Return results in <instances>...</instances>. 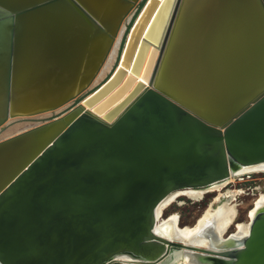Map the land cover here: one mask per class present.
Masks as SVG:
<instances>
[{
	"label": "water",
	"instance_id": "water-1",
	"mask_svg": "<svg viewBox=\"0 0 264 264\" xmlns=\"http://www.w3.org/2000/svg\"><path fill=\"white\" fill-rule=\"evenodd\" d=\"M157 1L0 0V128L65 110L0 139V264H264V207L208 248L153 229L172 192L264 164V0Z\"/></svg>",
	"mask_w": 264,
	"mask_h": 264
},
{
	"label": "bare ground",
	"instance_id": "bare-ground-1",
	"mask_svg": "<svg viewBox=\"0 0 264 264\" xmlns=\"http://www.w3.org/2000/svg\"><path fill=\"white\" fill-rule=\"evenodd\" d=\"M160 2L161 0L157 1L154 10L156 9V7L158 6ZM153 11H152V14H153ZM150 17H148L146 24L144 25V28L140 34V38L138 39L139 41L142 39L143 34L146 32L148 23L150 22ZM166 18H167V15H165L164 21ZM124 25L122 26L120 30V34L124 30ZM126 33H127L126 34L127 36L128 32ZM118 38L119 37L117 35L112 45V50L110 51L95 81L101 78L104 72H107L109 70V67L114 58L113 52L116 49L115 46L117 44L116 41ZM146 48H147V51H149L151 48V45L146 46ZM145 57H147V55H145ZM144 60H142V65L140 66V69L138 71L139 75L142 71ZM127 74H128V71L124 73V75H127ZM137 81H139L138 77H136L133 80V82L135 83ZM132 86L129 87V89L124 93V95H122V97H124L128 93V91L131 90ZM11 121H15V120H10V119L8 120V122H11ZM22 127L24 126L13 127L11 130H9V134L16 132L18 130H21L20 128ZM260 172L264 173V164L252 166V167H246V168H239L237 171H234L233 173L230 172L228 178L220 182L213 183L203 188L184 189V190L172 192L171 194L166 196L158 204V206L155 209V212H154L155 221H154V228H153L154 231L156 232L155 235H157L158 237H161L162 239H167L172 242L182 241L183 239L181 237L189 238V237L195 236L196 240L198 241H195L194 244L196 247L201 245L200 248H204V247L208 248V243L211 242L210 237H209L210 233L215 234L216 237L218 238H223L227 235H231L230 237L232 239H235L236 241H241L247 236L249 220L252 219V217L254 216V213L258 209H261L262 207H264V195L260 194L252 201L251 208L246 212V222L238 223V222H235L236 214H237L236 213L237 203L235 202V198L240 194V192L237 190H229L227 188L234 181V179H237L238 177H241L243 175L250 174V173H260ZM206 194H216V195L211 199L210 203L207 205L205 210L201 212L200 216H198V218L195 220L193 225L180 226L179 217L176 215V213L175 214L172 213L165 218L162 217L164 210L168 209V207H170L172 203L173 204L176 203L177 205L180 204L178 202L179 198H186L192 201L193 203H198L203 200L204 195ZM230 228H233V232L227 234V231ZM191 240L193 241V239ZM114 261L115 262H112L111 264H137L139 263L138 259L136 260L126 255L118 256L115 258ZM159 264H194V263L192 262V259L188 257H182L179 252L171 251L170 254Z\"/></svg>",
	"mask_w": 264,
	"mask_h": 264
},
{
	"label": "rangeland",
	"instance_id": "rangeland-1",
	"mask_svg": "<svg viewBox=\"0 0 264 264\" xmlns=\"http://www.w3.org/2000/svg\"><path fill=\"white\" fill-rule=\"evenodd\" d=\"M130 24H131V20L125 23L122 35L120 36V38L117 39L116 41L117 44L115 46L116 49L113 52L114 56L116 53H118V50L124 41L123 37L125 36V34H127L126 32H128L129 30L128 28ZM112 66L113 64L111 63L109 70L107 72H104L103 76L99 78L97 81H94L92 86L89 87L87 93L93 90L94 88H96L98 85H100L108 77V75L111 72ZM72 105L73 104H71V106ZM71 106L69 105L68 107ZM64 112L65 110H59L57 112H52L45 115L22 118L20 122H17V124L14 125L12 124L7 126L6 124L5 126L0 128V139L5 135H9V130H11L13 127L24 126L20 128L23 129L25 127L33 126L51 120L52 118L57 117ZM227 189L237 190L240 192V194L235 198V202L237 203L236 206L237 214H236L235 222L244 223L246 222V212L251 208L252 201L258 195L260 194L264 195V173L263 172L250 173L238 177L237 179H234V181L228 186ZM215 195L216 194H206L204 195L203 200L198 203H193L192 201L186 198H179L178 199L179 201L178 200L177 201L180 204L177 205L176 203L174 204L172 203L170 207H168V209L164 210L163 212L164 216L162 215V217L165 218L172 213L174 214L176 213V215L179 217L180 226H191L194 224L198 216H200L201 212L205 210V208L207 207V205L210 203L211 199ZM232 232H233V228H230L227 231V234Z\"/></svg>",
	"mask_w": 264,
	"mask_h": 264
}]
</instances>
